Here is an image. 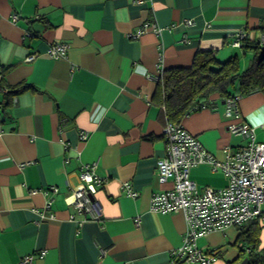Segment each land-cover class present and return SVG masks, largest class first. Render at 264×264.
<instances>
[{"label": "crops", "instance_id": "obj_1", "mask_svg": "<svg viewBox=\"0 0 264 264\" xmlns=\"http://www.w3.org/2000/svg\"><path fill=\"white\" fill-rule=\"evenodd\" d=\"M147 24L162 30L138 34ZM240 32L264 45V0H0V79L31 84L9 96L0 90V264L30 254L34 264H172L188 223L183 212L151 209L153 194L171 183L158 180L168 118L148 73L161 61L165 71L191 67L205 51L222 61L238 56ZM58 42L69 47L53 58ZM225 100L216 94L182 121L218 160L247 141L230 131L237 120L225 115ZM239 105L264 142V92ZM93 163L106 178L94 194L96 218L74 207L81 169ZM190 177L200 189L228 184L207 162ZM51 186L58 192L46 193ZM256 220L264 245V216ZM198 245L216 253L211 264L237 261L244 247L238 226Z\"/></svg>", "mask_w": 264, "mask_h": 264}, {"label": "built area", "instance_id": "obj_2", "mask_svg": "<svg viewBox=\"0 0 264 264\" xmlns=\"http://www.w3.org/2000/svg\"><path fill=\"white\" fill-rule=\"evenodd\" d=\"M17 19V16L14 18ZM190 25L192 20H188ZM160 33L156 24L145 25L138 31L142 33L149 27ZM246 33H238L234 46H241ZM68 45L55 43L49 47L53 58L66 56ZM34 55L28 57L33 60ZM0 67V72H1ZM165 73L164 64H158L157 72L148 73V77L162 80ZM241 94L225 100V115L237 121L229 125L230 131L246 139V144L230 152L224 160L216 159L208 152L202 142L188 131L182 123L168 120L164 133L167 139V151L157 163V175L161 184L171 183L163 191L156 192L151 198V209L160 212H183L188 229L184 234L183 245L173 253L172 264L183 260L188 264H211L216 260V253L205 251L198 245L201 237L229 226H242L245 223L264 216V142L255 138V127L242 120L239 101ZM264 129V123L261 124ZM2 129L0 127V133ZM86 138V134L84 135ZM211 163L213 168L223 169L228 176V184L216 189L210 186L200 189L190 177V169L201 163ZM97 164H86L82 167L80 178L85 186L74 191V207L85 211L91 217H100L101 208L95 202L94 194L98 187L106 182L96 171ZM127 194L136 197L138 194L130 183H124ZM58 188L51 186L46 193H56ZM53 197L49 198L46 209H51ZM53 217V215H51ZM45 251L42 252L44 254ZM20 264H34V256L26 255Z\"/></svg>", "mask_w": 264, "mask_h": 264}, {"label": "trees", "instance_id": "obj_3", "mask_svg": "<svg viewBox=\"0 0 264 264\" xmlns=\"http://www.w3.org/2000/svg\"><path fill=\"white\" fill-rule=\"evenodd\" d=\"M262 46L264 45L258 41L244 40V52L252 54L250 63L244 70L240 67L238 56L222 61L211 51L198 53L191 67L166 70L162 80L158 81L156 101L164 108L168 120L182 123L189 113L201 109L216 94L226 99L236 94L244 96L255 91L264 92V60L258 61ZM30 87L31 84L28 83L10 87L3 78L0 79V90L5 91L6 96ZM256 221L258 220L238 226L244 247H241L237 261L225 264H240L246 257L249 258V264H264L261 226ZM177 264L187 263L178 260Z\"/></svg>", "mask_w": 264, "mask_h": 264}, {"label": "rangeland", "instance_id": "obj_4", "mask_svg": "<svg viewBox=\"0 0 264 264\" xmlns=\"http://www.w3.org/2000/svg\"><path fill=\"white\" fill-rule=\"evenodd\" d=\"M232 50L238 52V59H239V62H240L241 69L244 70L245 68H247L249 63H250V61H249L250 57H249V59L247 61L245 59L247 58V55H249L250 53L249 54H244L243 50L240 47L235 48V49L233 48ZM199 244L202 245V242L200 241ZM200 248H202V247H200Z\"/></svg>", "mask_w": 264, "mask_h": 264}, {"label": "water", "instance_id": "obj_5", "mask_svg": "<svg viewBox=\"0 0 264 264\" xmlns=\"http://www.w3.org/2000/svg\"><path fill=\"white\" fill-rule=\"evenodd\" d=\"M262 60H264V46H262V48L258 54V61L260 62ZM249 263H250L249 258L246 257L243 259V261L240 264H249Z\"/></svg>", "mask_w": 264, "mask_h": 264}]
</instances>
